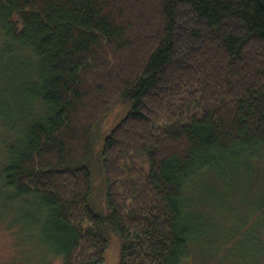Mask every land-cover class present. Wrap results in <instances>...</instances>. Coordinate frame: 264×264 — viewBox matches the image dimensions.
I'll return each mask as SVG.
<instances>
[{"label": "trees", "instance_id": "trees-1", "mask_svg": "<svg viewBox=\"0 0 264 264\" xmlns=\"http://www.w3.org/2000/svg\"><path fill=\"white\" fill-rule=\"evenodd\" d=\"M251 161L264 0H0V193L63 264H202L193 184Z\"/></svg>", "mask_w": 264, "mask_h": 264}, {"label": "rangeland", "instance_id": "rangeland-1", "mask_svg": "<svg viewBox=\"0 0 264 264\" xmlns=\"http://www.w3.org/2000/svg\"><path fill=\"white\" fill-rule=\"evenodd\" d=\"M252 162L239 164L235 173L216 169L193 184L192 209L201 214L211 243L193 248L204 257L202 264H264V162ZM41 226L32 211L8 204L0 193V264H63L50 254ZM210 248L212 255L202 251ZM116 261L112 239L104 264Z\"/></svg>", "mask_w": 264, "mask_h": 264}]
</instances>
